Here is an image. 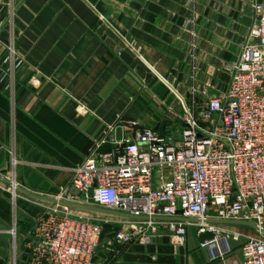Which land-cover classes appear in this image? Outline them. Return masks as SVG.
Here are the masks:
<instances>
[{
    "label": "crops",
    "instance_id": "crops-1",
    "mask_svg": "<svg viewBox=\"0 0 264 264\" xmlns=\"http://www.w3.org/2000/svg\"><path fill=\"white\" fill-rule=\"evenodd\" d=\"M254 1L0 0V121H14L40 144L36 171L55 188L70 180L64 169L81 164L100 141H108L101 147L108 152L114 140L132 136L121 122L156 129L167 120L165 134L179 136L180 96L227 89L225 66L239 57ZM12 43L22 61L13 88L6 76ZM8 219L0 218V264L13 240ZM202 242L190 224L182 245L160 231L149 244L115 242L100 255L105 264H243L239 241L215 261Z\"/></svg>",
    "mask_w": 264,
    "mask_h": 264
},
{
    "label": "built area",
    "instance_id": "built-area-1",
    "mask_svg": "<svg viewBox=\"0 0 264 264\" xmlns=\"http://www.w3.org/2000/svg\"><path fill=\"white\" fill-rule=\"evenodd\" d=\"M253 8L239 57L225 66L227 89L216 95L209 88L193 89L188 101L180 96L185 110L179 136H161L138 121L121 122L118 127L132 136L114 140L108 152L101 151L108 143L103 139L81 164L64 169L70 180L55 199L148 217L121 219L124 226L115 234L121 245L149 244L160 231L182 245L190 224L199 235L212 231L213 239L201 243L212 261L232 253L239 231L154 219L249 221L264 229V0H255ZM9 50L6 76L13 88L22 61L13 43ZM33 221L25 251L18 252L13 230L10 264H21L24 254L29 264H105L102 225L91 214L55 205ZM241 251L243 264H264V236L246 239Z\"/></svg>",
    "mask_w": 264,
    "mask_h": 264
},
{
    "label": "rangeland",
    "instance_id": "rangeland-1",
    "mask_svg": "<svg viewBox=\"0 0 264 264\" xmlns=\"http://www.w3.org/2000/svg\"><path fill=\"white\" fill-rule=\"evenodd\" d=\"M9 53L10 50L8 48ZM26 132V129L17 127L14 121L8 127L4 126L0 121V174L9 180H14L16 184L22 187L27 186L38 195L55 198L60 188L67 185L69 181L65 185L55 188L38 174L36 171L39 170L36 164L38 154L35 146L39 148L38 145L40 144H34L31 136L29 138L26 137ZM57 175L52 174L50 178L54 180ZM13 191L12 187L0 180V218L5 219L7 216L9 217V232L12 235L13 230H16L18 252H22L25 251L27 236V241H29L34 218L42 212L53 208L55 205L35 200L18 190L15 191L17 197L14 201ZM7 211L9 213H6ZM88 214H91L102 225L101 249L106 246L113 247L116 232L124 226L121 219L100 214ZM238 228L241 233L238 243H243L246 239L259 234L246 227ZM21 232L22 236H20ZM13 240L8 245L6 254L2 255V260L5 261V264H10L11 262Z\"/></svg>",
    "mask_w": 264,
    "mask_h": 264
},
{
    "label": "water",
    "instance_id": "water-1",
    "mask_svg": "<svg viewBox=\"0 0 264 264\" xmlns=\"http://www.w3.org/2000/svg\"><path fill=\"white\" fill-rule=\"evenodd\" d=\"M10 0H4L5 3H9ZM20 2L21 0H17ZM168 121L164 120L157 128L156 130L159 131L161 136H164L165 134V127L167 125ZM0 180L9 185L10 187H14L16 190L26 194L27 196L46 203H50L53 205H60V206H66L74 210L86 212V213H92V214H100V215H105V216H110V217H115L118 219H123V220H133V221H147L149 220L148 217H136L132 216L129 214L121 213L118 211H113L109 209H103L91 205H83V204H77V203H70L66 201H59L55 198H50V197H45L38 195L36 193H33L22 186L14 183V181L9 180L8 178L2 176L0 174ZM175 220V221H184V222H196V223H204V224H213V225H226V226H242V227H247L257 233H260L261 235L264 236V229L260 228L258 225H256L253 222L249 221H226V220H215V219H206L204 221L201 220H196V219H185V218H155L154 220ZM214 234L212 231H206L205 233L201 234V240L204 242L206 240H211L213 239ZM27 255H23V259H26Z\"/></svg>",
    "mask_w": 264,
    "mask_h": 264
}]
</instances>
